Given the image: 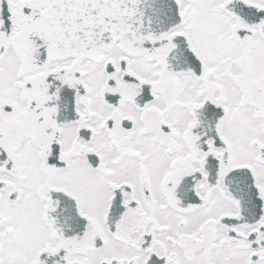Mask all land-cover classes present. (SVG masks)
I'll return each instance as SVG.
<instances>
[{
	"label": "snow or ice",
	"instance_id": "1",
	"mask_svg": "<svg viewBox=\"0 0 264 264\" xmlns=\"http://www.w3.org/2000/svg\"><path fill=\"white\" fill-rule=\"evenodd\" d=\"M0 264H264V0H0Z\"/></svg>",
	"mask_w": 264,
	"mask_h": 264
}]
</instances>
